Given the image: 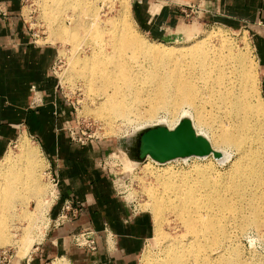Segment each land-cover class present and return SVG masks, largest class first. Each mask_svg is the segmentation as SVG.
Instances as JSON below:
<instances>
[{"label": "bare ground", "instance_id": "1", "mask_svg": "<svg viewBox=\"0 0 264 264\" xmlns=\"http://www.w3.org/2000/svg\"><path fill=\"white\" fill-rule=\"evenodd\" d=\"M50 1V12L54 14L59 4L65 1L74 10H79L82 5L73 0ZM127 16V8L122 6L116 18L118 22L109 28H100L96 20L89 24L76 23L77 28L80 27L79 30L86 34L84 37L91 36V42L87 38L89 43L80 38L78 29L69 31L61 28L58 31L57 36L65 37L74 49L78 50L82 43L90 47L89 55L75 59L74 65L78 67L72 64L74 70L73 75L70 70V76L87 88L97 105L93 110L97 118L114 131L115 121L129 120L130 116L146 122L157 121V113L164 112L169 119H189L194 131L206 138L213 151L220 154L221 146H229L238 154L232 165L236 176L232 171H228L230 175L225 177L210 168L200 170L199 167L193 170L196 175L194 180L180 175L178 178L171 173L159 174L158 189L147 193L156 222L155 231L161 232V212L167 210L186 232L185 240L167 242L169 249L161 264H248V261L242 263L239 260L235 249L233 252L230 249L228 254L223 250L226 241L229 242L227 227L236 226L234 223L237 222L229 215V211L234 213L237 204L227 199L228 194L236 195L241 201L244 183L254 182L253 186H249L248 195L251 196L241 202L247 212L239 220V229L247 225L257 229L264 220L260 212V208L264 207V156L260 159L261 150H264V103L259 98L260 102H255V105L249 100L255 90L252 65L234 45L233 48L227 42L219 41L220 44L209 46L206 40L209 37L182 44L180 41L189 38L167 35L164 36L166 45H147L130 35ZM205 110L212 115L207 122L201 115ZM205 130L210 131L211 136ZM26 143L21 141L19 158L12 159L6 154L0 160V247L11 243V238L15 236L14 233L6 238L4 234L8 229L6 221L9 214L20 219L27 218L32 223V213L27 211V206L17 210V202L35 199L36 211L40 213L46 212L51 203L41 199L46 194V186L42 185L33 167L36 166L33 158L37 157V152ZM223 153L220 156L224 157ZM242 166H245L244 170ZM222 177L225 186L220 187ZM173 178L178 184L173 183ZM29 228H24L25 236L29 234ZM217 249L221 250L217 252ZM144 260L148 263L146 256Z\"/></svg>", "mask_w": 264, "mask_h": 264}, {"label": "crops", "instance_id": "2", "mask_svg": "<svg viewBox=\"0 0 264 264\" xmlns=\"http://www.w3.org/2000/svg\"><path fill=\"white\" fill-rule=\"evenodd\" d=\"M130 1L134 22L154 38H164L173 28L184 29L186 18L194 26L246 29L260 71L264 103V0ZM189 8L196 13L191 14ZM55 56L51 44H39L33 38L23 16V0H0V155L26 131L50 160L55 182L51 224L22 264H139L153 231L151 218L131 213L115 193L110 174L100 165L99 145L70 146L72 114L56 93ZM65 202H70L74 216L58 224ZM87 227L97 232L94 253L70 244V236Z\"/></svg>", "mask_w": 264, "mask_h": 264}, {"label": "rangeland", "instance_id": "3", "mask_svg": "<svg viewBox=\"0 0 264 264\" xmlns=\"http://www.w3.org/2000/svg\"><path fill=\"white\" fill-rule=\"evenodd\" d=\"M73 1L82 4L79 10H74L69 5L67 6V2L65 1L63 2L64 4H59L58 10L54 14L50 12V0H23V16L27 26L30 27V32L37 35L35 38L37 43L51 44L56 50L55 61L52 66V73H54L57 81L56 93L66 101L72 114V129L68 130L70 146L77 148L85 146L86 144L95 143L102 148L101 154L99 156L100 165L103 166L110 174L111 184L115 193L123 200L126 206L130 207L131 213H145L151 218L153 231L151 233V237L147 240L140 254L139 264H161V261L165 259V254L167 253L166 250L168 251L169 249H167L168 246H166L167 242L172 241L177 243L180 242V240H185L186 232L178 219H176V217L171 212L168 213L167 210H162L161 212V232L156 233L155 231L154 225L156 222L153 211L149 207V198L147 193L148 191H154L158 189L159 174L161 175L162 173H171V175L177 176L178 178H180V175L194 180L193 176L196 175L193 174V170L196 167H199L200 170H207L210 168L211 171L227 177L230 175L229 172L233 170L232 165L238 154L234 148L229 146H221L219 150L221 153L224 152L223 154H225V156L227 155L226 157H223L222 155L219 157L221 160L223 159V161H220L219 158L216 159L211 157L210 155H208L206 158L188 157L186 160H183L182 158L174 159L165 162L162 165L156 164L150 158L140 161L133 160L136 158V154L131 150L128 151V148L125 144V140L127 138L137 136L140 132L155 126H164L168 129L173 128L179 122L180 118L178 119L176 117L174 119H169L168 115L164 112L157 113V121L150 122H146L144 119L140 118L135 119L133 116H130L129 120L115 121L114 127H116L113 128V130H115L111 131L112 129L110 126L106 125L103 120H101L99 117L97 118L95 115L94 111L97 105H95V101L91 99L90 94L86 90L87 88L84 87L81 81H78L76 78H74V76H70V70L72 71L73 75L74 68H72V66L76 64L75 59L82 58L83 56L90 54L91 50L89 45L82 43L80 46H78V50H76L73 48V45L67 39H65V37L61 38L57 36L59 35L58 31H60L61 28H66L69 31L72 29H78L77 24L79 22L89 24L92 20L99 21L98 23H100V28H109L112 24L118 22L116 21L118 13H120L122 6H126L128 11L126 20L128 23L129 33L132 37L140 39L147 45H166L167 42L165 38H162V36L154 38V36H151L150 34L140 30L132 18L130 0ZM193 23V20L186 18L183 23L184 29L175 31L173 28L168 33V37L182 36L189 38L188 40L180 41L182 44H187L192 41L202 40L204 38L206 39V37H209L206 39L209 43V46H212V44H220L221 42H227V44L232 47L234 45L236 50L248 57L253 68L255 92L253 91V97L249 96V100L254 105L255 102H260L259 100L262 99L260 88V71L253 50V44L250 35L246 32V29L228 25L222 26L219 24L194 26ZM185 27H189L190 29H186ZM79 29L78 34L80 35V38L87 40V43L91 42L89 39L91 36L88 34L89 36L87 35V37H84L86 34L84 35ZM87 38L89 39V42ZM222 39L225 40L222 41ZM170 45L173 46L175 44ZM74 66L76 67V65ZM201 115L205 122L209 121L208 119L212 116L207 110L203 111ZM262 115L264 116V112H262ZM204 132L211 136L210 131L205 130ZM21 141L27 142L26 144L28 147L36 149L37 153L35 156L37 157H35L36 159L33 158L36 166L33 165V167L42 185L46 186V194H44L45 196L43 198L41 197V199L51 203L49 208L46 209V212L43 211L40 213L36 211L35 199L31 198L26 199V201L24 200L25 203L27 202L26 204L21 203V201L23 202V199L17 202V210L22 207L25 209V206H27V211L32 213L34 217H32V223H30L31 220L29 221L27 218L20 219L19 217H14L12 213L7 217L6 223L8 229L4 233L5 237L9 238V236L14 233L15 236L11 238V243H8L9 245L7 244L6 246L0 247V249H3L7 252L8 257H10V264H22L30 256L32 249L36 246V244L39 242V239L42 238L44 232L51 224L49 220V212L55 200V189L52 182L54 177L51 171L50 160L47 159L33 136L29 135L26 131L20 132L18 136H16L6 145L5 149L0 155V160L6 154H9L12 159L19 158L21 156ZM262 147H264V144ZM261 153L260 159L263 158L261 156H264V150H261ZM217 160L220 162L217 163ZM261 164L262 163H260V165ZM244 167L245 166H242L241 168L244 170ZM234 171H232V174L236 176ZM223 179L224 178L222 177L220 187H222L225 183ZM171 180L174 181L173 183L175 185L178 184L176 178ZM253 185L254 182H250L248 184L244 183V195L241 201H238L239 199L234 194L231 196L230 193L228 194V197L226 195L227 199L230 198L234 204H237V207H235L233 210L234 213L229 211L230 218L237 222L234 223L236 226L228 225L227 227V239L229 242L226 241L224 249L228 251L223 250V252L228 254L231 252L230 249L232 252L233 249H235V251H238L239 260L242 263H244L243 261H248V264H264V220L262 224L263 227L261 225L257 229L254 226L252 227V225H247L242 230H240L238 225L241 216H246L245 214L247 212V210L243 208L241 202L249 199L248 196H251L250 194L248 195L249 186ZM150 188L151 190H149ZM47 190H49L48 193ZM203 190L204 189H201L200 191ZM221 191H223L222 188ZM51 194L52 196L50 197L49 195ZM41 199L40 201H42ZM240 205L241 208H239ZM263 209L264 207H261L260 212L263 213L264 219ZM27 227H30V230L28 231L29 234L25 236L26 234L23 232L24 228ZM159 234H161L159 238L156 237V235ZM20 239L27 240V244L22 240L20 241ZM22 242L25 243L26 246ZM218 250L220 251L221 249H217V252ZM145 256L148 258V263H145Z\"/></svg>", "mask_w": 264, "mask_h": 264}, {"label": "water", "instance_id": "4", "mask_svg": "<svg viewBox=\"0 0 264 264\" xmlns=\"http://www.w3.org/2000/svg\"><path fill=\"white\" fill-rule=\"evenodd\" d=\"M128 151L136 154L135 161L150 158L154 162L165 163L174 159L204 157L220 154L210 147L203 136L198 135L190 121L181 119L172 129L155 126L140 132L137 136L127 138Z\"/></svg>", "mask_w": 264, "mask_h": 264}, {"label": "built area", "instance_id": "5", "mask_svg": "<svg viewBox=\"0 0 264 264\" xmlns=\"http://www.w3.org/2000/svg\"><path fill=\"white\" fill-rule=\"evenodd\" d=\"M191 14H195L197 10H194L193 8H189ZM29 30L30 27L28 26ZM33 34V38L35 39L37 35ZM53 185L55 182L52 180ZM74 216V209L72 208L70 202H65L62 213L60 214L58 218V224H60L63 221L68 220V217ZM96 239H97V232L90 227L82 229L80 232L70 236V244L75 247L78 250L86 251L90 253H94L97 250L96 246ZM0 264H10V257H8V254L5 250L0 249Z\"/></svg>", "mask_w": 264, "mask_h": 264}]
</instances>
